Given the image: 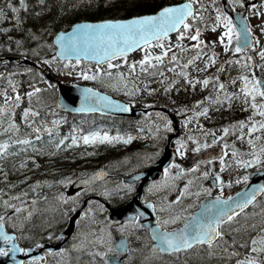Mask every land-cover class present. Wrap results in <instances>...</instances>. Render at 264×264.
I'll list each match as a JSON object with an SVG mask.
<instances>
[{
	"label": "snow or ice",
	"instance_id": "obj_1",
	"mask_svg": "<svg viewBox=\"0 0 264 264\" xmlns=\"http://www.w3.org/2000/svg\"><path fill=\"white\" fill-rule=\"evenodd\" d=\"M228 3L233 7L240 6L244 9L251 8L253 15H264V0H259L260 11H256L257 5H249L245 0H228ZM196 5H198V7ZM212 6L215 14V21L212 23L211 27L213 29L218 27L222 28V31H220L216 40L211 42L212 46L214 47L218 41L219 44L223 46V51L225 53H245L243 59L230 57L228 61H225L220 65L217 72L221 71L226 64L232 63L240 65L243 68V71L232 81L222 82L219 80L218 76H204L199 83L200 86L203 87L208 84L210 79L216 81L214 84V91L217 92L216 101L231 102L232 99H238L240 96L244 97V107L248 108L250 106L252 114L246 120L234 122L231 127L235 130L236 127L239 126L241 131L240 137L238 138H244L243 129L247 127V143L250 145L251 151L248 154V157L244 159L236 158L238 152L234 147L231 151L236 165L242 168H247L254 164L260 165L262 158H264V145H260L258 148L255 141H258L261 138L259 133L264 131V78L257 77L254 70L259 67H264V47H261L258 52V55L261 58V63L256 64L253 61L252 56L246 54L247 49L254 46L252 26L247 22V17L240 15L239 23L237 24L227 11H224L222 7L216 5L215 0H212ZM18 7H27L24 0H20L19 6H14L11 2L6 5V8H10L12 13H16ZM204 9L205 5L199 3V0H182V2L179 3H166L150 13L129 15L126 18H103L94 21H80L73 23L68 31H60L55 35L54 43L58 46L55 51L61 59H71L75 56L77 65L80 64L81 55L85 57V60H95L97 67L94 71L89 72L82 70L76 72L77 76L90 80H97L101 77L109 78L113 75L110 71L111 69H118L119 64H125L129 71L127 73L116 71L115 76L117 79L113 81L112 86L115 87L117 84H122L128 89L126 93L127 95H132L134 92L141 91V89H132L128 80L125 79V76L134 75L137 66L140 67V71L142 72H148L149 68H153L157 65L163 69L164 60L169 56L168 71H177L178 75L182 76L187 83L195 85L198 81L196 77L189 75L187 70L189 66H193L196 59L206 56L203 60L204 67L206 68L209 65L216 63L217 57L215 52L209 51L205 53L204 51L206 43L201 39V33L204 31L201 25L206 23V17L203 14ZM0 18H3L2 11H0ZM20 23L21 21L17 18V24L19 25ZM173 31L176 32V40L178 42H181L183 38H187L193 43H177L166 46L163 41L169 36V33ZM260 31L261 33H264V27H261ZM234 40L236 41L235 44H233ZM16 43L19 44L20 41L18 40ZM256 43H258V41ZM153 47L159 48L160 51L158 53H153L150 51ZM170 48H176L179 53H184L186 49H192L194 50V55H190L186 58L182 56L178 57L177 52L170 51ZM133 49H138L144 54L138 61L128 62L126 55ZM145 49H148L149 51H145ZM118 57L122 59H120L117 64H113L112 61ZM43 59L48 62L55 58L49 57ZM102 63L107 65V69L99 67ZM197 70L203 71V69ZM246 73H251V75ZM158 74L163 76V71L161 70ZM236 79L240 81L239 90L235 93L227 91L226 83H234ZM9 83L12 85V92L14 95L10 96L7 91H3L2 94L5 96V99L0 103V134L11 133V135H5L3 138H0V154L4 155L9 154L10 145L19 144L25 147H35L34 145H31V141H38L40 139V135L31 134H25L19 139L14 138L18 136L20 127L11 113H13L14 108L20 104L22 95L16 91L17 86L15 81L9 80ZM174 83L175 80L173 79L172 83L166 85V89L171 88ZM146 90L148 92L153 91L151 88ZM37 91L39 90L33 88L26 95L31 97L33 93ZM257 97L261 98L259 103L256 102ZM81 99V108L84 110H88L89 106H118L125 110L128 108L127 104H120L119 102L112 100L111 97L104 95L93 88L83 89ZM204 99L208 100L210 97H204ZM213 102L215 103V101ZM194 103L200 105L201 100H196ZM185 110L186 109L183 108L181 109V111ZM207 111V107L202 109V112L204 113H207ZM29 114L32 117L38 116V113L29 106L23 108V113L21 114L20 119L27 126L33 128L35 133L42 134L44 131L51 132L49 125L43 121H41L43 128L35 126L34 119L28 118ZM193 115L199 116L201 115V112H193ZM256 115H259L261 119H253ZM156 116L159 118L157 124L158 128H162L166 132L172 131V122L166 115L157 112ZM55 123H58V121L54 120L53 124ZM185 123H187V119L185 120ZM201 127H203V125H201ZM228 131L229 126L225 125L221 135ZM253 133L257 134L253 136ZM153 134L157 135V133ZM131 139V135L125 136L120 133L111 135L107 131H90L83 133L80 136L73 134L70 143L67 144L66 141L68 138H62L55 144V147L59 149L62 145L71 146L80 141L85 144L97 142L113 143L116 141L127 143ZM188 139L192 140L193 137L189 136ZM217 139H219V137H214L213 143H215ZM175 143L177 145V153L183 155L180 148L185 146V140L177 138ZM201 147H208V145H201L197 142L196 148H194L193 151H196ZM224 147L227 148L228 145H224ZM215 159L220 160V167L223 169L225 167L223 155L215 157ZM175 166L180 168L179 165ZM170 167H172L171 164L165 167V175H167ZM193 168H195V165H193ZM180 171H190V169L180 168ZM102 174V172L97 171L90 179L84 180L83 183L88 185L91 179L99 178ZM207 174V172L201 173L202 176H206ZM215 180L216 183L222 187L224 183L231 184L240 183L241 181L247 182L249 180V175L248 173H245L244 175L238 176L235 181L225 182L221 180L220 174L217 173ZM67 182L68 181H61V183ZM124 187L128 192L133 191L131 184H127ZM187 188L188 185L186 184L180 189L181 195L198 196L200 191H209L208 189L201 187L195 194H193L192 192H187ZM257 193L264 195V183L253 185L247 191H242L238 194L235 200H233L232 197L221 198L220 195H217L214 201H208L202 204L196 212L179 209L170 215L163 217L157 216L156 224L149 228L153 239L158 242L153 245V248L172 252L189 249L193 245L203 243H206L211 247L213 243L217 241V238L222 239L224 237L222 225H224L225 222L232 221L233 218L237 216V213L243 210L247 205L254 204ZM103 194L108 195L109 193L105 190ZM121 195H123V193H121ZM62 199L70 200L71 197L62 196ZM142 199H144V203L149 207L154 210L156 209V205L153 204L152 201L143 197ZM180 199L181 196H177L175 201H171L170 203L174 204ZM4 203L7 207H12L7 201ZM100 207L101 210H103L102 206ZM185 208H192V205H186ZM17 211H19V209H17ZM91 212L92 209L89 208L86 212H82L81 216L87 215ZM181 213H183L182 224L176 228H168L167 225L175 224L181 219ZM142 215H144V213L139 210L136 211L134 215L129 214V217L124 220V225H135L136 218ZM9 219L11 218L9 217ZM251 227L255 228L256 225L253 224ZM4 228L5 218L4 216H0V240L4 241L5 245H7V247L0 246V255H4L9 251L13 254L17 252H29V248L19 247L14 243V233L5 231ZM119 228L121 232L124 231L123 226H119ZM49 236L51 237V233ZM107 237L108 239L106 240L105 230L103 228L100 229V235L92 236V241L104 247V250H99L95 247L92 249L95 256H99L103 259V264H109V260L106 258V253L115 250L111 242V233H107ZM245 243L248 245V251L243 258L237 259L235 264H261L258 255L254 256L252 253L259 254L264 252V226L259 227V233L250 237ZM36 246L39 247L38 242ZM124 246V242L121 241L119 245L120 249H124ZM241 246L243 247L244 245L242 244ZM49 251H51V249H49ZM60 251L63 252L64 250L61 249ZM225 251H227V249H225ZM39 261H41L40 256H30L27 264H36V262ZM15 264H25V262L17 260L15 261Z\"/></svg>",
	"mask_w": 264,
	"mask_h": 264
},
{
	"label": "flooded vegetation",
	"instance_id": "obj_2",
	"mask_svg": "<svg viewBox=\"0 0 264 264\" xmlns=\"http://www.w3.org/2000/svg\"><path fill=\"white\" fill-rule=\"evenodd\" d=\"M251 49L252 47L247 49V55L252 56L249 53ZM244 55L245 53L228 54L222 61H228L230 57L243 59ZM237 67L238 69L236 71L239 74L243 71V68L240 65H237ZM208 72H210L208 73V75H211L216 73L217 69L208 70ZM218 73L222 74V70ZM255 74L258 75L257 71H255ZM239 86L240 85L235 87L229 86L230 88L226 89L229 92L235 93L239 90ZM177 90L178 88L175 86L166 89V85L161 84L155 87L154 90L156 91V98L159 99V102H141L139 104H134V108H136V113L134 116L135 124H138L142 119H144V117L149 118V120H155L156 123L154 125L157 135H153L152 130H150V138L155 137V140H157L158 143L151 144L150 147H155V150L158 148L160 153L164 151L166 146L174 148L176 150L177 145L175 141L177 138H180V131L182 129L180 122L186 116V113L180 112L178 101H164V99L169 97L168 93L173 94ZM175 96L177 97V95L174 94L172 98H175ZM209 97L210 99L204 100L200 105H196L193 107V109H198L201 113H203L202 116H204V118L202 119L201 117H199V120L203 121H201L202 124L218 121L220 125V131L223 130L225 125L229 126L230 131L233 129L231 126L234 122L243 120L244 118H247L252 114V109L250 106L248 108H245L244 104L238 106L239 103H235L236 99H232L231 102L221 101L224 104H230L234 106V109H229L227 107L225 109H222L216 106L215 103L217 101L216 99H214L215 97ZM240 99L241 102L244 103L243 96H241ZM213 101H215V103ZM152 106H165L169 109V111L150 109V107ZM148 107L149 110H147ZM204 107L208 108L207 113L202 112V109ZM157 112L163 113L168 117V119L170 118V115L171 117H175L178 124L176 123L177 126L175 127V129H173L172 124L173 131L163 132L162 128H158L157 124L159 118L156 116ZM121 119L129 120L128 118ZM128 127H130V125H128ZM228 136L229 132L224 133L223 135H221V133L209 134L207 135V139L210 140L214 137H219V139H217L215 143H218L222 146L224 150L223 152H227V150L231 147L230 143L225 142ZM211 144H214L213 141L211 142ZM224 145H228V147L225 148ZM121 153L123 157L127 156L130 157V159L135 155L143 154L137 151V148L135 147H132V149L123 150ZM211 161L212 160H209L208 162ZM111 163L112 161L109 164ZM147 163L148 162L144 163L142 166L134 165L132 168H128L127 166L123 168L120 166L116 167L114 163L108 166V172L110 175L109 179L114 180L113 184H121V186H117V188L112 193V196L119 197L117 201H114L112 199V196L111 198L103 196L102 192L97 189V186L100 183L91 184L90 186H87L85 188H79L77 190L78 192L74 194L76 195V197L71 198L70 200L62 199V202L61 200L59 201V198H53L50 207L52 211L48 215L47 213L49 207L48 204L45 203V199L30 198L29 200H25V204L29 206L28 211L30 213L26 216L24 213L23 218L16 219L11 226L5 223V228L8 232L14 233L15 242L20 247L29 248L28 258L30 256L37 255L41 257V261L36 262V264H103V259L99 256H95L94 252L92 251L94 247L99 250H104L103 246L98 245L94 241H92V236L100 235L101 228L105 230L106 240L108 239L107 233H111V242L113 244V247L115 248L114 251H109L106 253V258L109 260V264H111V257H120L123 261V264H167L168 261H171L173 264H179V262L182 263V258H184L185 255H189V253L194 252L196 246L185 250L174 251L171 253L162 252L159 249H154L152 247L154 239L151 232L149 231V224L146 225L148 220L147 215H142L136 218L135 225H124V220H113L108 218L106 215V204L112 206L125 204L135 196V194L137 193L138 185H141L140 201L144 203V199H142L143 197L147 200L152 201V203L156 205L155 210L148 205H146L145 207L147 213L152 215L155 221L157 216L163 217L166 215H170L175 213L179 209H185V211L193 212L199 206L200 198L206 195H216L206 191H201L197 201L193 199L190 203L186 204H182V202L179 201H176L174 204L170 203L171 201H175V198L177 196H181L180 189L183 188L186 184L188 185L186 191L190 190L191 192H193L194 190V170L197 166H195V168H188L190 169V171L181 172L180 168L182 167L177 161H171L168 163V165L171 164L172 167L168 169L167 175H165L164 168L161 177L156 180L139 178L133 181L131 183L133 191L128 192L124 187L127 184L121 182V180L124 178V174H128L130 172L132 173L142 168H146L150 166L152 162L148 164ZM175 165H179L180 168H177ZM117 168L125 171H119L117 170ZM174 168L176 169L175 171H173ZM182 179L183 181H181ZM162 182H165V184L168 185V190L162 197H157L149 193L148 189L150 186L154 184L159 186ZM216 186H218L217 183ZM177 191L178 194L176 197H170L173 192ZM121 193H123V195H121ZM229 194H231V192L223 195L228 196ZM91 201L96 202L98 206L94 207L89 205ZM189 204L192 205V208L184 207L185 205ZM100 206H102L103 210H101ZM78 207H80V209H77ZM89 208L92 209V212L87 215L81 216V213L86 212ZM76 210H79V213H77L75 216L72 228L68 229V220ZM35 211L38 212L34 213ZM182 222L183 213H181V219L179 221H177L175 224H169L167 225V227L176 228L181 225ZM242 223L243 211L241 210L237 213V216L234 217L232 221L225 222V224L222 225V231L224 232V237L222 239L219 238V240L214 242L211 247L205 244L198 245V247L205 246L220 252H225V249L232 252H236L238 249H242L240 234L241 232L239 228V226L242 227ZM119 226L124 227L123 232L120 231ZM50 233L51 237L49 236ZM118 237L125 238L124 249H120V243H117L116 241ZM37 242L39 243V247L36 246ZM0 246H6L4 241L0 240ZM49 249H51V251H49ZM61 249H63L64 251L61 252ZM132 251L135 252L134 256H130ZM144 253H147L148 255L146 258L142 256V254ZM192 259V256H187L188 261ZM27 261L28 259L24 260L25 264H27Z\"/></svg>",
	"mask_w": 264,
	"mask_h": 264
},
{
	"label": "rangeland",
	"instance_id": "obj_3",
	"mask_svg": "<svg viewBox=\"0 0 264 264\" xmlns=\"http://www.w3.org/2000/svg\"><path fill=\"white\" fill-rule=\"evenodd\" d=\"M207 11L211 12V16H210V18L206 19V23L209 22L208 23L209 27L204 28V31L201 33V39H203L206 43V48L204 49V51H205V53H207V51L215 52L217 55H219L221 52H224L223 46L220 45L219 42L217 41V43L213 47L211 42L216 40V38L219 36V33H220L219 31H222V29L221 30L217 29L216 31L211 29L212 27H210V26L212 24H210V22L213 20L215 21V14H214V11H212L210 8H208ZM256 11H260V4L257 5ZM203 14L206 17L205 12ZM262 22H264V15H253L251 12L249 24L252 26L253 41H254L255 46H254V49H252L249 53L253 56V61L256 64L261 63V58L258 55V52H259V49L261 47H264V33H261V31H260V28L264 27V23H262ZM202 25H206V24H202ZM21 37L26 39L23 36H21ZM166 38H168V37H166ZM166 38L163 41L166 46H168L170 44H177V43H182V44L193 43L192 41L188 40L187 38H183V40L181 42H178L176 40V33L174 35V39H166ZM257 41H258V43H256ZM25 44H29L30 47H33V48H30V47L27 48V50L30 52L31 56H35V55L40 56L38 59H35V60L46 64V70H48L50 75L54 78V82L47 79L36 68L30 67L28 65H25V66L15 65L14 67H11L9 69H5L6 71H2L1 74L13 75L14 73H16V70H18L17 72H26L27 73L26 74L27 80H29L31 84L29 83V85H24V87L22 88V92H25L27 94L33 88L39 90V91L33 93V95L31 97H29V96L27 97L29 99V101H31L32 103H39V102L42 103V102H48L49 100H51V98H53L52 95L54 96L55 90L57 91V89L55 88V86H56L55 83H57L58 81H60V82H79V83H84V84H90V85H93V86L98 87L100 89L106 90V91H108V92H110V93H112V94H114V95H116V96H118L124 100H128L131 103H133L135 101H142V99H140V98H143L142 97L143 93H141L142 87H144V86L148 87L149 86L151 88V86L155 87V85H156V78L154 80L148 79L147 81L143 80L144 77L140 78L139 74L141 71H140V67L137 66L136 73L132 76H125V79L128 80V83L132 89L140 88L141 91L134 92L132 95H127L126 93H127L128 89L125 88L122 84H117L115 87L112 86L113 81H115L117 79V77L115 76L116 71H120L123 73H127L129 71V69L126 67L125 64H119L118 69H111L110 71L113 73V75L109 78L101 77L100 79H97V80H90V79L83 78L81 76H77L76 72L82 71V70H86L89 72L94 71V69L97 67V64L94 62H88L86 64L80 62V64L77 65L76 61L59 60V59H57L56 56H53L55 58L54 60H50L48 62H46V60L43 59V58H49L46 54L51 49H53V46L52 47L50 46V41H49L48 36L46 34L43 35L39 32L33 31L32 33H29L28 43L26 42ZM18 45H21V43L17 44V46ZM145 51H149V50L145 49ZM150 51H152L153 53H158L160 51V49L157 47H153L150 49ZM170 51L177 52V49L176 48H170ZM143 54H144L143 52L138 50L133 54L127 55L126 59L128 62L138 61L143 56ZM190 55H194V50L186 49L184 53H180L179 57L182 56V57L186 58ZM204 58H205V56H204ZM120 59H122V58H120V57L116 58L112 61V63L117 64ZM169 60H170V56L164 60L163 69H161L160 66L157 65L153 68H149L148 72H145V73L151 74L155 70L164 71L165 67L169 66ZM202 66H203V61H200L199 59L194 61V65H193L194 68L198 69V68H201ZM99 67L107 69V65L103 64V63L100 64ZM256 70L264 78V67H259ZM142 73H144V72H142ZM171 73L173 74V76L176 75L175 71H171ZM222 74L228 75V71L226 69H222ZM246 74L251 75V73H246ZM167 75H168L167 72H163V76L159 75V77H158L159 85H161V84L163 85V81H166L165 76H167ZM215 76H217V75H215ZM172 79H174V77ZM45 80L47 81V84H46V82L44 83ZM219 80L222 82L230 81V80L224 79L223 77H219ZM215 83H216V81L211 80V79L209 80L208 89H207L208 92L206 91L207 93L205 92L203 94V96H201V98L199 97L201 102L203 101L204 97L212 96L213 98L215 97L214 99H216L217 92L214 91V84ZM50 84L52 85V87L48 86ZM238 85H240V81H238V84H236V85H234L232 83H226V88H230L229 86H238ZM234 89H237V88H234ZM2 90L3 89L0 88V99H5V96L2 94V92H3ZM16 90L18 91V89H16ZM8 91H7L8 95H14V93L12 92V87L8 88ZM240 97L235 100V103H239L238 106L244 104L241 102ZM260 99H261L260 97H258V99L256 98V102L259 103ZM196 100H198V98ZM243 100H244V97H243ZM215 104L217 107H220L222 109H225L226 107L229 109H234L233 105L224 104L221 101H217ZM185 109H186L185 112L187 113V115L180 122L182 129L180 131V136H179L181 139L185 140V146L180 148V150L183 153L192 149V143H193V146H195V147H196L197 142L200 143L201 145H202V143H205L206 139H207V134L209 133V130H211L210 132H215L214 130H216L218 128V126H213V127H210L208 130L207 128L209 126L203 125L201 122L202 120H198V118H199L198 116H193V112H195V109H193L190 105L186 106ZM247 118H244L243 120H246ZM253 118L256 120L261 119V117L259 115H256ZM186 119H187V123H185ZM155 123H156L155 120H153V119L149 120V118L144 117V119H142L138 124H135V121H134V123L131 122L129 124L130 129H132V133L137 135L139 141L144 144L143 151H139L140 153H143V154L138 155L135 158L132 157L131 159H130V157L124 156L123 158H120V159H115L113 161L111 160L112 163H114L116 167L120 166L123 168V167L127 166L128 168H132L135 165V163H139L143 160L147 161L150 159L151 155L155 151V147H150V145L153 144L154 143L153 141L155 140V137L150 138V130H152V133H156L155 125H154ZM201 125H203V127H201ZM145 130H148V131H145ZM162 131L165 132L163 129H162ZM222 131L217 130L215 132V134H220V133H222ZM240 131L241 130L239 129V126H237L236 129L233 130L229 134L226 141H228L231 144V146H233L237 149L238 155L236 158L244 159V158L248 157V154L251 151V147L247 143V137H248L247 127H245L243 129L244 138H238V137H240ZM256 134L257 133H253L252 135L254 136ZM259 135L261 138L258 141H255L258 148L260 145H264V131H261L259 133ZM189 136H192L194 138V141L189 140L188 139ZM99 143H101V142H99ZM92 144H94V143L85 144L89 148V151L92 149ZM96 144H98V143H96ZM107 157L111 158V154L109 156L107 155ZM224 162H225V167L223 169H221L220 160H218V159L213 161V162H207V163H205V165H200V166L196 167L194 170V190L192 193L195 194L198 191V189H200L201 187L209 190L206 192L214 193V194L215 193L216 194L217 193L218 194H227L229 192H233L236 189H238L240 186H242L245 183V181H241L240 183H231V184L224 183L222 187L218 185V186L213 188L209 184L210 179L212 177L215 178L216 174L219 173L222 181H225V182L235 181L238 178V176L244 175L245 173L249 174L250 171L257 169V168H260V167L264 168V158H262L260 165L254 164V165H251L247 168H242V167L236 165L234 158H227L226 159V156H224ZM117 170L122 171V169H118V168H117ZM175 170L176 169L174 168L173 171H175ZM203 172H207L208 174L206 176H202L201 173H203ZM181 181H183V179ZM113 182H114L113 179H109V180H106L105 182H103L97 186V189L99 191H101L102 194L104 193L105 190L108 191L109 194L108 195L103 194L104 197L111 198L113 191L118 186L117 183L113 184ZM167 190H168V185L165 184V182L160 183L159 186L154 184V185L150 186L148 189L149 193H151L157 197H162L167 192ZM71 192H73V191H71ZM187 192H191V191L187 190ZM67 193H69V192L67 191ZM177 194H178V191L173 192L170 195V197H176ZM54 196H55L54 194L51 195V197H54ZM62 196H64V193L61 194L59 201L61 200L63 202ZM73 196H75V195H73ZM198 196H196V195H192V196L181 195V199L179 200V202H182V204H186V203H190L193 199H195V201H197V199L199 198ZM14 197H16V200H18V202H24V200H27V197L23 196L21 194H17ZM56 197H58V196H56ZM118 198L119 197L112 196V199L114 201H117ZM5 201H6V199H4L3 202H5ZM16 203L14 205L9 203L10 205H12V207L9 208L6 206L4 208V215H8V216L11 215V217H10L11 219H8L9 224H11L13 220L18 218V215L23 214V211H24L23 209L17 211ZM91 204L93 205L96 203L91 202ZM96 205H98V204H96ZM255 206H257L256 210L251 211V213L247 214V215L243 214L244 220L242 223V227L239 226L240 232H241L240 234L242 235V241H243V245H244L243 246V249H244L243 252L240 251L235 256H228V255L226 256L224 254H220L221 252L213 253V254H206L200 250H196V251H194L195 254L190 255L193 257L192 260L182 261V263L179 262V264H235L237 259L243 258L245 253H247V251H248V245L245 242L248 239H250V237L255 236L259 233V227L264 226V195H262L260 197L259 201H257L253 207H255ZM51 211L52 210L49 207L47 215L50 214ZM53 213H54V210H53ZM256 214L258 217L256 219H254L256 217ZM253 224L256 225L255 228L251 227ZM134 255H135V252L132 251L130 256H134ZM252 255H254V256L258 255V257L260 258L261 264H264V252H261L259 254L252 253ZM142 256H144L146 258L148 255H147V253H144V254H142ZM225 256H226V258H224ZM168 264H173V263L170 261Z\"/></svg>",
	"mask_w": 264,
	"mask_h": 264
},
{
	"label": "trees",
	"instance_id": "obj_4",
	"mask_svg": "<svg viewBox=\"0 0 264 264\" xmlns=\"http://www.w3.org/2000/svg\"><path fill=\"white\" fill-rule=\"evenodd\" d=\"M170 1L172 0H27V7H18V11L16 13H12L10 8H6V5L11 2L14 6H19L20 0H0V11L3 12V18H0V55L17 52L29 56L30 53L27 48L30 46L29 44L25 43L28 42L29 33H32L33 31L44 34L46 31L47 33L51 31L50 27H54V33L59 29H67L74 21L80 19H95L103 16L127 15L145 11L148 12L153 11L155 8ZM33 2L37 3L34 4ZM37 10H39L41 14L39 11L37 12ZM37 13L39 14V18L35 17L37 16ZM17 18L21 21L19 25L17 24ZM34 21H37V24L39 22V24L37 25ZM40 24L41 26H39ZM43 25L45 30H39V28L43 27ZM28 28L29 30H27ZM21 36L25 37L26 39L22 38ZM18 40L20 41L21 45L17 46L16 41ZM153 78L154 75L152 76V79ZM9 80L16 82V89H18V91H16L22 95L20 104L17 105L14 108L13 113H11L20 127L19 134L22 132V136L24 133L40 135V139L38 141H31V145H34L35 147L28 146V148H24L19 144L14 146L10 145V155L0 154V215H2L4 212V199L10 198L14 193L23 190L26 192H32V188L34 186L50 187L55 181V177L63 176L68 179L70 177L74 178L83 174L90 168H95L98 165L104 166L106 164L104 162L107 160L106 152L110 150V147L107 144H104L103 146L96 148L94 154H90L88 152V147L82 143V141L71 146L62 145L59 149H57L55 144L58 143L60 139L67 137L68 140L66 141V144L70 143L71 136L73 134L80 135L89 131L92 129V124L98 123L96 121L101 119L94 116L86 118L85 116H82L78 122V126L76 127V119H78V117L64 112L61 114L62 111L59 108H56L57 106H55V104H53L54 106H36L35 104L31 106L28 105L26 94L22 92L23 85L27 80V75L22 76L19 74L14 77L0 76V88L4 91L8 90V87H12V85L9 83ZM178 84L179 86H185L187 83L185 81ZM152 98L155 99V97ZM3 101L4 99H0V103ZM29 106L38 113V116L36 117H32L30 114L28 117L29 119L35 118V126H40L43 128V124H41V121H43L44 123H47L50 128H56L57 131L54 130L53 132L51 129V132L44 131L42 134L34 133L33 128L27 126L20 119L21 114L23 113V108ZM56 114H58L57 118H55ZM59 116H61L63 120ZM54 120L58 121V123L53 124ZM55 132L57 134H54ZM19 134L18 137L14 138L19 139L21 137ZM12 146L17 148L19 147L20 150L13 148ZM46 149L47 151H45ZM51 149L52 152L50 151ZM49 154H52V156ZM52 160H57V165L55 164V161H53V163ZM11 165L13 166L10 167ZM78 165H80V168L77 169Z\"/></svg>",
	"mask_w": 264,
	"mask_h": 264
},
{
	"label": "water",
	"instance_id": "obj_5",
	"mask_svg": "<svg viewBox=\"0 0 264 264\" xmlns=\"http://www.w3.org/2000/svg\"><path fill=\"white\" fill-rule=\"evenodd\" d=\"M225 7H226V4H225ZM225 9L230 13V15L234 18V22H236L237 24L239 23V16L240 15L244 16L243 12L242 13H237V12H231L229 10V8L228 9L225 8ZM54 38H55V36H54ZM80 57L85 59V57L83 55H81ZM72 58H75V56H73ZM88 60H92V59H88ZM23 61H25V62H27V63H29L31 65L37 66L36 63L34 61H32V60L24 59ZM58 85H59V95H58L57 102L64 110L71 111V112H85V113L99 112V113H105V114H108V113L109 114H127V113H129V110H131V108L129 106V103L124 102V101H122V100H120L118 98L112 97L110 94L102 92V91H100V90H98V89H96V88H94L92 86L79 84V83H75V82L66 83V84L59 83ZM85 88H93L96 91L111 97L112 100L117 101L120 104H127L128 108L125 110L124 108L118 107V106H111V107H107V106L91 107V106H89L88 110H84L83 108H81V105H82L81 97L83 95V89H85ZM1 138H3V137H1ZM220 154H221V151H220V147L219 146L208 148V149H204V150H202V151H200L198 153L191 154V155L187 156L184 159V161L182 162V164L184 166H189V165H192V164H194L196 162L208 159L210 157L219 156ZM166 160H167V157H164L158 163H155L152 168L147 170V172L149 174H146V175H148V176H158L157 175V172H158L157 169H159L160 165L163 164L164 162H166ZM97 171L104 173L103 170H97ZM97 171H95V172H97ZM95 172H92V173L86 175L83 178L77 179L73 183V186H77L79 184H82L84 180L90 179ZM143 173L144 172H141L140 174H143ZM104 176L105 175L102 174L99 178L91 179L90 181H97V180L103 179ZM262 183H264V170L263 169L255 170V171L251 172L250 178H249L247 184L245 186H243L240 190L235 192L230 197H232L233 200H235L237 198L238 194L241 193L242 191H247L253 185H259V184H262ZM259 194L260 193H257L256 197ZM206 202H208V199L203 200L202 204H204ZM128 209H129V207H126V206L125 207H120L117 210H112L109 207L110 217H112V218L113 217L121 218V217H123L125 215V213L128 211ZM126 214H128V213H126ZM26 256H27V254H25V255L21 254L20 255V252H17L15 254H13L11 251H9V252L5 253L4 255H0V264H15V261H17V260L21 261L22 258H24Z\"/></svg>",
	"mask_w": 264,
	"mask_h": 264
},
{
	"label": "bare ground",
	"instance_id": "obj_6",
	"mask_svg": "<svg viewBox=\"0 0 264 264\" xmlns=\"http://www.w3.org/2000/svg\"><path fill=\"white\" fill-rule=\"evenodd\" d=\"M33 1V0H32ZM36 1V0H35ZM34 4H36L35 2H33ZM46 4V3H45ZM35 8V7H34ZM41 9V8H40ZM31 10V9H30ZM48 10V9H47ZM34 11V10H33ZM39 10H37V12H38ZM42 11V10H41ZM40 12V11H39ZM48 12H50V11H48ZM43 13V12H42ZM45 13V12H44ZM40 14H41V12H40ZM39 14L37 13V16H35V17H37V18H39V16H38ZM46 15V14H45ZM47 15H49V14H47ZM44 17V16H43ZM43 17H42V19H43ZM70 18V17H69ZM28 19V18H27ZM35 20H36V18H35ZM28 21H30V20H28ZM37 21H39V20H37ZM37 21H34L35 23L37 22ZM42 21V20H41ZM42 22H44V21H42ZM32 23V22H31ZM34 23V24H35ZM27 24H28V22H27ZM30 24V23H29ZM37 24V23H36ZM38 24H39V22H38ZM37 24V25H38ZM50 25V24H49ZM52 25V24H51ZM55 25V24H54ZM24 26V25H23ZM28 26V25H27ZM39 26H41V24L39 25ZM46 26V25H45ZM29 28H30V25H29ZM29 28L27 29V30H29ZM32 29V28H31ZM50 29H51V31H52V36H55L57 33H58V30L56 31V32H54L53 33V30L55 29L54 27H50ZM23 30V29H22ZM27 30H25V31H27ZM39 30H45V28H44V25H43V27H41ZM48 30V29H47ZM51 31H49V33H47V31L43 34V35H47V36H49L50 34H51ZM220 32V31H219ZM13 43V42H12ZM11 43V44H12ZM28 43V42H27ZM49 72V71H48ZM37 75V74H36ZM48 94V93H47ZM54 106V105H53ZM56 106V105H55ZM57 108V107H56ZM51 109V108H50ZM52 109H54V108H52ZM58 110V109H57ZM44 111V110H43ZM54 112V111H53ZM44 113V112H43ZM47 113V112H46ZM57 113V112H56ZM59 113V112H58ZM63 112H61V114H62ZM49 114V113H48ZM45 115V114H44ZM49 115H51V114H49ZM53 115V114H52ZM62 120H63V115H62V117L61 116H59ZM35 119V118H34ZM60 119V120H61ZM16 120V119H15ZM59 120V121H60ZM39 122V121H38ZM40 123V122H39ZM60 123V122H59ZM42 124V123H41ZM57 125V124H56ZM25 126V125H24ZM58 126H59V124H58ZM40 127V126H39ZM52 129V128H51ZM54 130H56V128L55 129H52V131L54 132ZM27 131V130H26ZM57 131V130H56ZM23 132H24V129H23ZM35 133V132H34ZM21 134H22V132H21ZM21 134H19L20 136H22ZM28 134V133H27ZM31 134V133H30ZM51 134V133H50ZM54 134H57L56 132L54 133ZM24 135H25V133H24ZM59 135V134H58ZM49 136V135H48ZM55 136V135H54ZM60 136V135H59ZM18 137V136H17ZM56 137H58V136H56ZM62 137V136H61ZM54 139H56V138H54ZM53 139V140H54ZM35 141V140H34ZM52 141V140H51ZM47 142V141H46ZM54 142V141H53ZM41 143V142H40ZM45 143V142H44ZM49 143V142H48ZM55 143V142H54ZM36 144V143H35ZM42 144V143H41ZM51 144H52V142H51ZM51 144H50V146H51ZM54 145V144H53ZM14 146V145H13ZM12 146V147H13ZM41 146H43V145H41ZM49 146V145H48ZM49 146V147H50ZM22 147H24L25 148V146H22ZM44 147V146H43ZM13 148H16V149H19V147L17 148V147H13ZM21 148V147H20ZM28 148V147H27ZM26 148V149H27ZM51 148V147H50ZM49 149V148H48ZM53 149V148H52ZM52 149L50 150L51 152H52ZM20 150V149H19ZM22 150V149H21ZM54 150V149H53ZM12 151V150H11ZM24 151H25V149H24ZM36 151V150H35ZM45 151H47V149L45 150ZM18 152V151H17ZM54 152V151H53ZM55 154V153H54ZM56 154H57V152H56ZM56 154H55V156H56ZM10 155V154H9ZM15 155V154H14ZM50 156H52V154H49ZM59 155V154H58ZM62 155V154H61ZM22 156V155H21ZM8 157V156H7ZM14 157V156H13ZM18 159V158H17ZM50 159V158H49ZM48 159V160H49ZM8 160V159H7ZM51 161V160H50ZM53 161H55V160H52V162ZM57 161V160H56ZM56 161H55V164L57 165V163H56ZM105 161V160H104ZM3 163V162H2ZM6 163V162H5ZM51 163V162H50ZM54 163V162H53ZM93 163V162H92ZM10 164H12V163H10ZM15 164V163H14ZM81 165V164H80ZM13 165H11L10 167H12ZM52 166H54V165H52ZM67 168V167H66ZM70 169V168H69ZM17 170V169H16ZM59 171V170H58ZM48 172V171H47ZM52 172V171H51ZM53 182V181H52ZM28 189V188H27ZM31 219V218H30ZM20 221V220H19ZM25 222V221H24ZM23 222V223H24ZM23 225V224H22ZM38 227V226H37ZM27 229V228H26ZM37 230H38V228H37Z\"/></svg>",
	"mask_w": 264,
	"mask_h": 264
}]
</instances>
